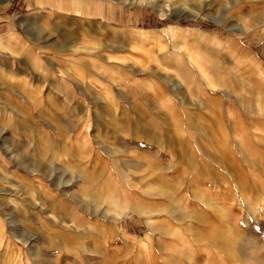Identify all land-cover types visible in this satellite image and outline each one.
<instances>
[{"label":"rangeland","instance_id":"rangeland-1","mask_svg":"<svg viewBox=\"0 0 264 264\" xmlns=\"http://www.w3.org/2000/svg\"><path fill=\"white\" fill-rule=\"evenodd\" d=\"M262 38L264 0H0V264H264Z\"/></svg>","mask_w":264,"mask_h":264},{"label":"crops","instance_id":"crops-1","mask_svg":"<svg viewBox=\"0 0 264 264\" xmlns=\"http://www.w3.org/2000/svg\"><path fill=\"white\" fill-rule=\"evenodd\" d=\"M76 9H78V7L76 8ZM76 13H80V11L78 10V11H75ZM261 40H264V38H262ZM176 77H177V80H178V82L179 83H181V84H184V82L187 84V86H186V89H188L189 91L190 90H192L193 91V93L195 92H197V91H195L194 90V88L193 87H195V83H194V81L191 79V75H190V72L188 71V69L187 68H181L180 66H176ZM263 78H264V76H263ZM153 86L151 85V83H149L148 82V84H146L145 86H143L142 87V89H143V91H146V90H154V88H152ZM191 92V91H190ZM198 93H196V95H197ZM195 94H194V96H193V98H195V96H196ZM191 96V97H192ZM240 101H241V103H242V105L243 106H245V103L243 102V100H242V97L241 96H238L237 97ZM249 107H252V108H259V112H261L262 110H261V107H260V105H259V101L258 100H256V101H254V103H250L249 104ZM257 108V109H258ZM124 113V112H123ZM220 119H218V121H219ZM197 122H199V120H197ZM221 128H220V126H219V128L218 129H216V131H215V138L218 140L219 139V136L221 135ZM223 145V146H226L227 147V151H225V152H228L229 151V148H231L232 146H231V144L229 143V142H226V141H224V140H222V141H220V140H218L217 141V144L215 145L216 146V148H217V150H216V156H218V158L219 159H221L222 158V156H221V152L218 150V145ZM239 146L241 147V148H243V144L239 141ZM180 148H182V145L180 146ZM208 148V147H207ZM222 148V147H221ZM225 152L223 153V154H225ZM245 153H247L246 151H244ZM222 154V155H223ZM249 160H250V162H252L253 161V159H251V158H248ZM260 204H259V206L257 205L255 208H253L252 207V209L253 210H255V211H260Z\"/></svg>","mask_w":264,"mask_h":264},{"label":"bare ground","instance_id":"bare-ground-1","mask_svg":"<svg viewBox=\"0 0 264 264\" xmlns=\"http://www.w3.org/2000/svg\"><path fill=\"white\" fill-rule=\"evenodd\" d=\"M222 149H223L222 152H223V151H226L225 149H227V147H226V146H222ZM111 196H112V195H111ZM113 197H114V196H113ZM114 199H115V198H112V200H114Z\"/></svg>","mask_w":264,"mask_h":264}]
</instances>
